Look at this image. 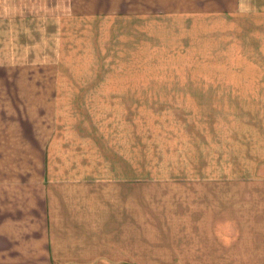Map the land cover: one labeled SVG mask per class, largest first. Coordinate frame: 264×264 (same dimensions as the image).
Returning a JSON list of instances; mask_svg holds the SVG:
<instances>
[{
  "label": "rangeland",
  "instance_id": "rangeland-1",
  "mask_svg": "<svg viewBox=\"0 0 264 264\" xmlns=\"http://www.w3.org/2000/svg\"><path fill=\"white\" fill-rule=\"evenodd\" d=\"M250 1L184 18L127 0L82 34L81 59L70 49L62 82L90 89L74 110L105 137L97 164L127 180L109 186L127 190L130 263L264 264V0Z\"/></svg>",
  "mask_w": 264,
  "mask_h": 264
},
{
  "label": "crops",
  "instance_id": "crops-1",
  "mask_svg": "<svg viewBox=\"0 0 264 264\" xmlns=\"http://www.w3.org/2000/svg\"><path fill=\"white\" fill-rule=\"evenodd\" d=\"M149 2L154 13L167 5L171 14L205 18L241 16L251 1ZM127 4L0 0V264H134L127 190L109 186L127 180L122 169L114 179L111 165L98 166L105 137L74 110L85 107L79 95L89 87L62 82L70 49L82 58L86 29L112 28Z\"/></svg>",
  "mask_w": 264,
  "mask_h": 264
}]
</instances>
